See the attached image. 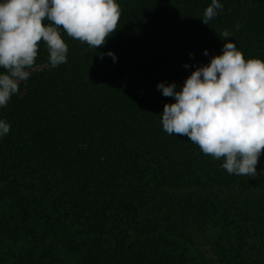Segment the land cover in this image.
Instances as JSON below:
<instances>
[{"label": "trees", "instance_id": "16d2710c", "mask_svg": "<svg viewBox=\"0 0 264 264\" xmlns=\"http://www.w3.org/2000/svg\"><path fill=\"white\" fill-rule=\"evenodd\" d=\"M117 3L104 46L61 29L67 63L51 67L41 42L0 108L11 125L0 138V264H264V174L229 175L223 159L168 135L160 116L176 101L157 89L182 90L225 43L264 61V0H220L209 25L211 0Z\"/></svg>", "mask_w": 264, "mask_h": 264}, {"label": "clouds", "instance_id": "9594fccd", "mask_svg": "<svg viewBox=\"0 0 264 264\" xmlns=\"http://www.w3.org/2000/svg\"><path fill=\"white\" fill-rule=\"evenodd\" d=\"M223 7L220 0H211L202 22L209 25ZM121 15L117 0H0V108L7 107L32 75L41 42L51 67H59L67 63L69 51L61 29L97 49L118 30ZM219 35L227 39L231 33ZM222 53L198 67L180 91L175 83L157 85L164 97L176 101L164 105L162 127L170 136L188 137L203 154L223 159L221 167L229 175L256 178L264 174L257 172L264 154V61L246 60L231 42ZM107 55L116 61L114 53ZM10 131V123L0 120V138Z\"/></svg>", "mask_w": 264, "mask_h": 264}]
</instances>
